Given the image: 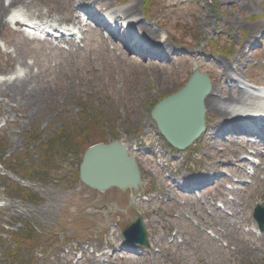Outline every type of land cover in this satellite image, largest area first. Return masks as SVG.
<instances>
[{
	"label": "rangeland",
	"instance_id": "1",
	"mask_svg": "<svg viewBox=\"0 0 264 264\" xmlns=\"http://www.w3.org/2000/svg\"><path fill=\"white\" fill-rule=\"evenodd\" d=\"M83 2L89 4L88 10L75 2L77 14L61 3L39 1L38 5L42 20L50 18L53 13L47 11L53 7L63 9L61 23L81 21L79 26L85 30L81 42L56 46L50 40L27 38L11 25L1 31L0 139L6 138L7 150L4 157L0 155V264H264V233L258 231L252 216L254 207L264 203V159L260 157L258 166L262 171L255 169L249 176L247 172L255 166L242 165L239 157L253 152L251 144L245 145L247 140H241L240 134L232 138L212 134L211 128H221L224 122L211 109L206 114L211 131L181 153L179 161L171 158L172 164L168 161L165 169L152 159L140 163L144 189L169 200L136 203L160 253L143 257L117 250L122 229L137 216L129 206L130 193L117 188L100 193L84 186L78 177L85 149L106 134L92 124L78 131L85 108L104 112L119 139L154 141L146 134H158L151 108L183 87L195 68L211 77L212 89L221 97L229 90L217 62L233 64V73L237 66L241 81L264 85V29L249 40L250 26L264 20V0ZM92 3L105 6L100 5L101 10ZM131 4L136 6L133 16L157 30L169 52L141 37L155 53L143 56L121 39L129 44V37L139 36L136 31L120 28L110 38L107 31L87 25L88 12L103 20L106 6L115 10ZM247 43L244 56H238ZM17 75L26 88L14 99L15 88L8 83H15ZM60 129L72 137L76 153L54 151L47 163V182L33 173L18 171L17 177L6 169L16 163L36 170L41 144L56 132L57 146ZM7 157L15 158L14 163L4 162ZM210 170L230 176L217 180L213 174L215 183L198 193L200 198L192 193L184 196L164 178L168 172L189 177ZM227 183L229 190L223 192L222 184ZM19 186L33 195L21 196ZM211 195L214 200L220 197L224 212L211 204ZM175 227L178 238L170 243L167 239Z\"/></svg>",
	"mask_w": 264,
	"mask_h": 264
},
{
	"label": "water",
	"instance_id": "2",
	"mask_svg": "<svg viewBox=\"0 0 264 264\" xmlns=\"http://www.w3.org/2000/svg\"><path fill=\"white\" fill-rule=\"evenodd\" d=\"M211 89L209 77L194 69L181 89L160 99L152 107L150 116L172 147L184 150L204 133V99ZM79 179L87 187L99 192H106L111 188L129 190L130 204L134 208V193L142 189L141 171L137 162L128 155L126 146L118 140L109 144L96 143L87 148L79 167ZM254 217L264 231V205L256 207ZM122 235L129 244L150 247L141 215L124 227Z\"/></svg>",
	"mask_w": 264,
	"mask_h": 264
},
{
	"label": "bare ground",
	"instance_id": "3",
	"mask_svg": "<svg viewBox=\"0 0 264 264\" xmlns=\"http://www.w3.org/2000/svg\"><path fill=\"white\" fill-rule=\"evenodd\" d=\"M39 1H45L46 4L53 2V3H61L62 7L69 8L70 11L77 14V8L75 7V2H82L83 4H79L80 8H83L85 10H88L86 7H89L84 0H0V35L1 31L5 29L6 26L9 27V25L15 26L16 28L20 25L24 24L25 18L29 16H36L40 17L41 12L39 8ZM87 1V0H85ZM17 5V6H16ZM92 5L97 6L99 9L102 10L101 6H105L101 3H92ZM101 5V6H100ZM17 7V10L10 12L11 7ZM48 6V5H47ZM86 6V7H85ZM136 10V6L131 4L127 7L121 8V9H111L110 6H106L105 9V18L108 20L105 22L103 20V23H105V26H103L100 22L98 25L103 28H111L112 26L119 28H122L124 30H127L128 32H131V30L136 31L139 36L138 37H132V38H138L139 42L144 44L146 48V54L147 56H154L155 53L151 49L152 46H155L156 48H163V51L168 48L166 41L162 38L158 39V31L150 28L146 25L140 24L139 18L134 17V12ZM63 9H54L53 7L48 8L49 13H53L49 19H47L46 23H49L51 27H54L57 23H61L65 20L62 14ZM92 14L97 16V13L92 12ZM93 15H89L92 16ZM79 19V17H77ZM79 21L78 23H80ZM49 27V26H48ZM264 29V20L250 26V37L249 40L258 32L262 31ZM51 31V30H47ZM67 33L66 35H61V38H77V36L80 34V28L77 30L74 29H67L65 30ZM60 31L56 30L55 35H58ZM141 37L147 39L148 44L145 40H143ZM247 43L243 50L248 46ZM240 50V53H238V56H244L245 50ZM167 51V50H166ZM169 52V50L167 51ZM166 57L168 55L166 52H162ZM233 64L226 61L217 62V68L222 69L223 72L221 74V79L227 81V85L225 86L226 89L229 90L228 94L224 97H221L222 95L216 93V91L211 89L210 93L206 96L204 99V105L206 111L211 109L213 112L217 113L219 115V118L221 122H224V127L220 129L219 125H216L213 129V132H211L214 135H217V130H223L225 132L230 131V129L234 126L235 128H241V127H247V126H254L256 132L254 134L259 135L262 130L259 126L264 128V90L263 95L258 96L254 95L251 92V89L248 87V85L244 82H242L236 75L238 72L237 66L235 67V72H232ZM237 71V72H236ZM15 83H12L11 85L13 88H15L14 92L15 95H13L14 99H16V94L18 91H21L22 89L26 88L25 81L22 79H18V75L15 77V80L13 81ZM22 83V84H21ZM262 123V124H261ZM242 124L243 126H240ZM230 125L232 127H230ZM210 129L207 131H211ZM222 132L220 131L219 134ZM260 136V135H259ZM255 143V142H254ZM258 153V152H257ZM199 177H196V179H199Z\"/></svg>",
	"mask_w": 264,
	"mask_h": 264
},
{
	"label": "trees",
	"instance_id": "4",
	"mask_svg": "<svg viewBox=\"0 0 264 264\" xmlns=\"http://www.w3.org/2000/svg\"><path fill=\"white\" fill-rule=\"evenodd\" d=\"M106 117L107 115L104 112H99V111L96 112L95 109H84L78 119L79 120L78 131L82 132L85 130L88 124H92V126L100 128L101 130H105L106 134L103 137V139L101 138V140L111 142L116 139L117 135L114 132H112L113 130V125L111 123L112 121L110 120V118L108 120H105ZM103 120L105 122H102ZM64 128L65 127H63L62 130H64ZM58 132H60V135L56 136V138L59 140V143L57 144V146H55L56 143L54 142V139H55L54 135L56 134V132H51L49 136V141H47L44 144H41V150H40L41 151V161L39 163V166L36 168V170H35V167L24 168L21 165L18 167L17 165H15L16 163L12 165L9 169L12 170L16 174H18V171L33 173L38 178L39 177L42 178L43 182H47L48 181L47 163L52 158L54 151L60 154H66V153L75 154L76 153L74 150V143H73L72 137L68 136L65 132H62L61 129ZM0 143H1L0 152H4L5 149L7 148L6 140L4 139V141H0ZM8 161L13 163V160L11 159H8ZM19 190H20L19 194H21L22 196H25L26 198L27 196L33 195L32 192L29 191L28 189L20 188Z\"/></svg>",
	"mask_w": 264,
	"mask_h": 264
}]
</instances>
